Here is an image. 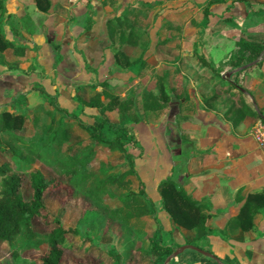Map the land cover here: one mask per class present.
<instances>
[{
	"label": "crops",
	"instance_id": "crops-1",
	"mask_svg": "<svg viewBox=\"0 0 264 264\" xmlns=\"http://www.w3.org/2000/svg\"><path fill=\"white\" fill-rule=\"evenodd\" d=\"M205 1L48 0V9L41 11L34 0H0L4 37L15 47L24 48L21 56L12 48L0 52L4 61L0 63V77H19L12 87L2 85L0 97L14 89L21 94H24L23 89H28V100L30 92L36 93L32 86L40 85L60 107L77 111L72 98L76 86L106 82L123 98L134 93L130 91L137 84L142 91H154L156 77L170 74L174 92L167 105L159 110H141L157 116V124L155 121L130 124L131 128L142 124L152 144L150 150L158 155L160 175L149 174L147 177L152 194L140 179L135 161L134 170L153 204L162 239L176 248L187 244L186 239L194 233V230L175 225L161 209L157 185L168 177L180 185L189 198L200 203L202 211L211 214L206 221V232L207 248L212 255L224 264H264V206L252 217L253 230L226 228L248 193L264 191V155L250 135L254 122L264 118V60L260 65L243 64L248 67L244 70H241L244 67L237 69L242 65L234 68L228 65L239 38L264 44V22L250 18L254 14L241 0H211L208 5ZM203 10H206L205 17ZM87 12H90L89 16ZM118 16L133 20L136 31L141 34L137 46L128 51L130 61L142 62L141 68L125 70L114 63L116 43L112 44L108 38L106 22ZM87 19L91 25L84 29ZM254 25L256 28L251 30ZM56 52L59 60L53 64ZM192 54L201 55L220 75L229 76L245 89L251 97L248 94L244 99L254 110H260L259 117L245 115L237 125H232L224 112L234 100L226 94L211 97L214 89L203 84L206 76ZM32 61L42 69L43 77L37 75V69L29 68ZM15 63L16 68L9 67ZM190 63L195 65L186 68ZM227 71L231 73L226 75ZM64 99L67 103H63ZM174 99L175 104L172 103ZM85 111L94 113L93 109L84 107L83 113ZM72 124L70 144L89 145L85 135ZM26 127H29L27 120L23 125L25 131ZM136 141L141 148V154L136 156L139 158L145 153L137 138ZM115 155L113 151L102 149L97 160H109L114 165ZM146 158L147 166L153 169L155 163L151 156ZM123 169L113 168L114 171ZM51 206L56 207V204L51 202ZM110 206L117 207L118 204L115 202ZM58 211L64 224L75 225L78 211L73 205H65ZM113 225L120 231L116 236V242L120 240L119 248L112 243ZM113 225L102 232L103 224H99L89 236L100 243L113 245L123 260L130 244L141 236L144 223L134 218L122 221L115 218ZM76 226L79 235L84 236L87 225ZM183 251L168 263L216 264L193 250ZM98 254L101 252L93 249L90 255ZM139 263L149 264L150 259L141 257ZM98 264L114 263L108 257L98 255Z\"/></svg>",
	"mask_w": 264,
	"mask_h": 264
},
{
	"label": "trees",
	"instance_id": "trees-1",
	"mask_svg": "<svg viewBox=\"0 0 264 264\" xmlns=\"http://www.w3.org/2000/svg\"><path fill=\"white\" fill-rule=\"evenodd\" d=\"M241 1L254 15L264 12V2ZM34 3L41 11L49 7L48 0H34ZM209 3L211 0L205 1V5ZM90 25L87 19L84 29ZM135 27V22L125 16L106 22L108 38L112 44L116 43L114 63L125 70L143 66L142 62L129 59L128 51L141 38ZM235 47L228 60L231 68L252 62L260 65L264 60V44L239 38ZM6 48H12L18 56L24 49L5 39L0 24V52ZM192 57L206 76L203 84L214 89L211 97L226 94L234 100L224 112L232 125H237L245 115L259 117L260 110H254L244 99L249 93L234 79L220 75L201 55L192 54ZM1 58L0 55V63H4ZM58 60L56 52L53 64ZM29 68L37 69L39 77L44 76L35 61ZM170 80V74L157 76L154 91L141 92L140 109L153 111L165 107L174 92ZM32 90L40 99L33 110L29 111L27 96L21 93L15 94L8 105H0V243L8 247L10 264H95L100 254L88 257L93 249L104 253L114 264H140L141 257L149 258V264H161L175 246L167 245L162 239L153 204L134 170L136 156L132 150L138 151L137 156L141 154L130 126L140 121L135 99L119 97L106 82L76 86L72 95L77 105L74 112L60 107L42 86H32ZM84 107L94 110L90 122L79 117ZM25 120L29 122L28 132L23 128ZM72 123L85 135L89 145L70 144ZM102 149L115 152L114 165L109 160H97ZM114 167L125 169L114 171ZM24 182L30 190L26 200L21 192ZM157 190L161 209L170 220L186 230H194L186 243L209 252L206 221L211 214L202 211V205L168 177L158 183ZM110 200L118 206L111 207ZM68 204L78 211L75 225H66L59 217L58 209ZM263 206L264 191L248 193L226 228L253 230L252 217ZM115 218L119 221L134 218L144 223L141 236L130 244L123 260L113 245L98 244L89 236L99 224H103L102 232L108 231ZM80 223L87 225L82 237L76 226ZM26 252L36 256L28 260L22 256Z\"/></svg>",
	"mask_w": 264,
	"mask_h": 264
},
{
	"label": "rangeland",
	"instance_id": "rangeland-1",
	"mask_svg": "<svg viewBox=\"0 0 264 264\" xmlns=\"http://www.w3.org/2000/svg\"><path fill=\"white\" fill-rule=\"evenodd\" d=\"M260 10V9H259ZM262 13V14H261ZM260 14V15H259ZM259 14L257 15H254V16H250V18H254V20H261L262 22H264V12H260ZM260 16V17H259ZM249 18V17H248ZM250 22V21H249ZM253 24V22H251ZM253 29L251 30H254L256 28V26L254 25V27H252ZM256 31H259V30H256ZM264 31V29H263ZM193 65H195V63H190V64H187L186 68H191ZM13 74H15L16 76H18L19 74L16 73V72H12ZM19 77H10V78H7V77H4V76H1L0 77V88L3 87L2 85H9V86H14L16 84V82H18L19 80H17ZM136 88L135 89H131L130 92H134L132 93L131 95H125L123 98H128V97H132L135 99L136 101V108H137V113L140 115V121L142 122H151V121H155L156 124L157 122L159 121L158 120V117L157 116H150L149 114H146L144 112L141 111L140 109V94L141 92H143L142 88L140 87V84H137L135 85ZM141 88V89H140ZM140 89V90H139ZM28 90V89H27ZM27 90L23 89L24 91V95H28L27 94ZM15 92V93H14ZM14 92H8V94H6L4 97L1 96L0 97V104H9L12 102L13 100V96L15 94H18L19 91H17V89H14ZM14 93V94H13ZM31 94H29L28 96V103L30 104V107L29 109H32L33 106L36 104L38 105L40 103V99H38V96L35 92H30ZM66 97V96H64ZM66 102L67 103V99H64L63 100V103ZM176 100L174 99L172 101L173 104H175ZM35 105V106H36ZM67 107V106H66ZM76 112V111H74ZM91 112L92 111H85V113H81L79 115V117L84 120V121H91ZM93 113V112H92ZM135 127V128H134ZM132 128L133 129V132H134V135L136 136L139 144L141 145L142 147V151H144L145 154H143L141 157L139 158H136L134 161H135V166H136V169H137V173L140 177V179L142 180V182L146 185V188L148 189V193L149 194H152L153 192V189L151 188V186L149 185L150 182L148 181L147 177L149 176V174H151V176H159L160 175V170L158 171V168H157V164H158V155H156V151L154 152L152 149L150 150V146L152 145L150 143V141L148 140V137L146 136V133H145V130L142 128V124L141 123H138V124H135ZM26 130L27 132L30 131V127H26ZM132 150V149H131ZM132 153L133 155L137 156L138 155V151L136 149H133L132 150ZM147 156H151V160L154 161L155 163V166L153 167V169L149 166H147ZM155 159V160H154ZM147 161V162H146ZM152 169V170H151ZM151 171V173H150ZM164 176L160 177V179H162ZM21 192H22V196L23 198L26 200L30 197V190H29V187H28V184L27 182H24L21 186ZM111 204L115 203V201L111 202L109 201ZM110 204V205H111ZM111 229V228H109ZM108 229V230H109ZM113 234H114V238L112 239V243L115 245V248L116 246L119 248L120 246V240H118L116 242V236L117 234L120 233L119 229L117 228L116 225H113ZM98 242V241H97ZM100 242H98L99 244ZM17 244H18V241H17ZM103 244V243H101ZM7 245L5 244H2L0 243V264H10L9 262V258H8V254H7ZM103 255L105 257H107L104 253L101 252L100 256ZM22 256L26 257L28 260H31L33 259L35 256H34V253H29V252H26L24 254H22ZM92 255H89L88 257H91ZM96 258V257H95ZM97 260V258H96ZM95 264H98V263H95Z\"/></svg>",
	"mask_w": 264,
	"mask_h": 264
},
{
	"label": "water",
	"instance_id": "water-1",
	"mask_svg": "<svg viewBox=\"0 0 264 264\" xmlns=\"http://www.w3.org/2000/svg\"><path fill=\"white\" fill-rule=\"evenodd\" d=\"M247 65H249V64H247ZM244 66H245V65H242V66L238 67L237 69L242 68V67H244ZM230 73H231V71H227V72H226V75H229ZM262 119H263V121H264V118H262ZM186 249L193 250V251H195V252L201 254L202 256H205V257H207V258H210V259H212L216 264H224V263H222V261H221L219 258L215 257V256L212 255L210 252H207V251H205V250L199 249V248H197V247H195V246H193V245H191V244H182V245L177 246L176 248H174V249L172 250V252H171L169 255H167V256L164 258V260L162 261L161 264H167V263L170 261V259L176 257L179 253H181L183 250H186Z\"/></svg>",
	"mask_w": 264,
	"mask_h": 264
},
{
	"label": "built area",
	"instance_id": "built-area-1",
	"mask_svg": "<svg viewBox=\"0 0 264 264\" xmlns=\"http://www.w3.org/2000/svg\"><path fill=\"white\" fill-rule=\"evenodd\" d=\"M250 135L254 139L257 147L264 155V121L257 120L250 129Z\"/></svg>",
	"mask_w": 264,
	"mask_h": 264
}]
</instances>
